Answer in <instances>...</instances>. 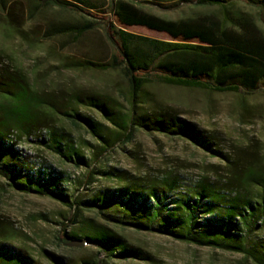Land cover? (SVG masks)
Returning <instances> with one entry per match:
<instances>
[{
    "label": "trees",
    "instance_id": "trees-1",
    "mask_svg": "<svg viewBox=\"0 0 264 264\" xmlns=\"http://www.w3.org/2000/svg\"><path fill=\"white\" fill-rule=\"evenodd\" d=\"M199 7L216 8V13L166 20L145 12L143 0H112L107 15L106 35L112 48L107 63L69 61L66 70L120 72L129 90L123 102L101 93L72 90L67 98L37 89L28 74L13 63L0 61V177L21 194L51 197L74 212L67 224H79L84 210L98 211L109 222L138 232L156 233L177 241L244 255L264 264V146H234L227 152L219 138L208 135L175 110L155 106L144 96L149 83L218 93H253L264 87V30L253 15L238 8L254 7L264 22V0H182ZM184 2V3H185ZM41 5L62 11L92 12L67 0H41ZM0 0V10H7ZM94 26L67 25L49 31L48 39L73 37L79 40ZM146 29L165 35L151 38L131 31ZM80 108L98 111L106 124L85 116ZM59 118L85 127L97 141L99 154L117 144H129L137 130L179 137L221 161L211 165L194 188L179 192L175 180H133L116 189L101 190L90 200L80 192L93 178L70 193L63 172L51 167L32 168V161L19 150L24 141L38 145L78 168L89 163L68 134L56 127ZM112 126V128L110 127ZM6 148V149H5ZM116 170L101 172L107 178L124 180ZM142 180V179H141ZM213 180V181H212ZM0 236V251L27 264L35 262L9 244L18 234L9 228ZM67 241L81 240L67 235ZM86 242L98 245L109 257L153 262L150 254L136 248L106 226L88 227ZM64 242L67 244L68 242ZM56 260V259H55ZM61 264L60 261H56Z\"/></svg>",
    "mask_w": 264,
    "mask_h": 264
},
{
    "label": "rangeland",
    "instance_id": "rangeland-1",
    "mask_svg": "<svg viewBox=\"0 0 264 264\" xmlns=\"http://www.w3.org/2000/svg\"><path fill=\"white\" fill-rule=\"evenodd\" d=\"M6 1L7 10H0L1 62L13 63L30 76L37 89L56 93L60 97L67 98L72 90H82L101 93L123 102L129 85L120 72L63 68L66 62L75 60L108 62L112 48L106 28L112 17L105 12L109 11L112 0H67L83 10H90L96 18L82 11H62L43 6L41 0ZM143 2L139 5L145 12L166 20L217 12L216 8L199 7L182 0ZM238 8L252 14L264 30V22L256 8L245 4H240ZM86 22L91 23L94 29L79 40L73 37L46 38L49 31L67 25L83 26ZM131 31L151 38H166L146 29ZM143 94L153 105L171 108L203 132L216 135L220 148L225 152L234 146H264V87L253 93H218L149 83ZM80 112L107 125L94 109L80 108ZM56 127L73 140L88 161V166L78 168L33 139L21 143L19 150L32 161L33 169L47 166L63 172L70 178L66 187L71 194L81 188L80 182L85 184L93 178L94 182L90 186L85 185L80 192L84 201L93 199L101 190L116 189L133 180L158 183L175 180L180 187L179 192L188 191L211 171L209 166L221 164L219 159L185 139L144 130L135 131L131 143L117 144L99 154L98 161H89L93 153L97 154L100 149L88 130L73 125L65 118H59ZM111 170L124 176V180L101 174ZM73 214L51 197L17 192L8 186L6 179L0 177V236H9V228L16 229L18 234L9 244L27 254L35 264H57L56 261L61 264H256L242 254L199 247L156 233L138 232L116 225L96 210H84L79 224L68 225L64 233L63 224H67ZM90 224L112 229L131 246L150 254L153 262L109 257L98 245L89 242L81 248L66 246L67 235L86 240L84 236ZM256 237L263 238L264 232L252 237L250 246L257 241ZM0 264L27 263L0 251Z\"/></svg>",
    "mask_w": 264,
    "mask_h": 264
},
{
    "label": "water",
    "instance_id": "water-1",
    "mask_svg": "<svg viewBox=\"0 0 264 264\" xmlns=\"http://www.w3.org/2000/svg\"><path fill=\"white\" fill-rule=\"evenodd\" d=\"M86 241L85 240H73L69 241L66 246L70 248H81L86 246Z\"/></svg>",
    "mask_w": 264,
    "mask_h": 264
},
{
    "label": "bare ground",
    "instance_id": "bare-ground-1",
    "mask_svg": "<svg viewBox=\"0 0 264 264\" xmlns=\"http://www.w3.org/2000/svg\"><path fill=\"white\" fill-rule=\"evenodd\" d=\"M6 149V148H5Z\"/></svg>",
    "mask_w": 264,
    "mask_h": 264
}]
</instances>
